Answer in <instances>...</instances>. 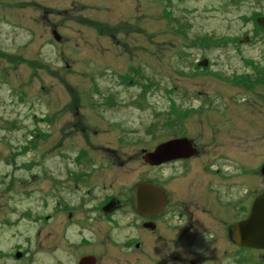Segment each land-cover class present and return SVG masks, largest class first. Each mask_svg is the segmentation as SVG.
I'll use <instances>...</instances> for the list:
<instances>
[{
	"label": "rangeland",
	"instance_id": "374dc122",
	"mask_svg": "<svg viewBox=\"0 0 264 264\" xmlns=\"http://www.w3.org/2000/svg\"><path fill=\"white\" fill-rule=\"evenodd\" d=\"M255 11L264 14V0H0V181L31 180L35 175L32 186L42 189L43 169L56 174L62 162L56 148L74 146V140L75 145H85L77 133L85 127L95 134L94 146L123 147L119 152L129 154L152 146L168 136L174 96L183 109L201 106L188 118L196 136H207L205 125L210 115L217 119L212 107L219 100H240L244 106L236 110L246 116L235 121L241 133L248 128L255 138L258 168L264 161V123L253 117L250 124V109L256 107L247 101L257 91L241 84L255 79L254 62L264 68V33L255 31L244 17ZM90 20L101 23L96 28ZM181 24L188 27L187 32L179 28ZM55 28L61 41L53 36ZM200 36L211 40L196 43ZM227 36L239 41L235 46L230 40L217 42ZM205 57L209 58L207 70L198 69L197 63ZM174 81L179 87L176 94L171 93ZM110 98L112 107L93 110L88 106ZM73 99L86 108L84 115L62 112L54 118L58 105ZM46 114L53 122L43 121ZM79 121L75 134L67 135L65 131L69 133ZM226 125L224 120L227 133ZM247 138H241L240 157L248 162ZM257 172L259 191L264 189V178ZM226 244L216 254L209 248L201 250L203 243L186 259L201 254L212 260L205 264H264V250L227 248ZM12 248L9 232L0 229V253ZM43 248L35 253L33 247L29 264H57L58 257ZM186 259L177 264H189ZM122 261V256L114 255L111 264H125ZM26 262L0 257V264Z\"/></svg>",
	"mask_w": 264,
	"mask_h": 264
},
{
	"label": "flooded vegetation",
	"instance_id": "af4514ba",
	"mask_svg": "<svg viewBox=\"0 0 264 264\" xmlns=\"http://www.w3.org/2000/svg\"><path fill=\"white\" fill-rule=\"evenodd\" d=\"M229 40L239 41L234 36ZM254 68L253 82L241 83L257 91L247 101L256 107L250 109V124H254L253 117L264 123V68ZM111 99L98 104L92 101L88 106L93 110L112 107ZM76 101L58 105L54 118L62 112L84 115L86 108ZM176 102L180 104L179 100L173 104L168 136L152 146L133 154L119 152L123 147L94 146L95 134L85 127L77 132L85 145H75L74 140V146L56 148L62 162L56 174L43 169L42 189L32 186L37 176L1 180L0 229L9 232L13 248L0 257L9 255L29 264L33 247L38 253L46 246L50 255L58 257L57 264H111L114 255L122 256L125 264H177L203 243L201 250L209 248L216 254L224 251L225 242L227 248L235 246L234 226L249 215L258 195L255 138L248 128L241 133L235 121H244L246 115L236 110L244 104L235 98L219 100L212 107L217 119L210 115L205 125L207 136H196L188 118L200 109L202 101L199 107L180 106L179 110ZM80 123L65 133L74 135ZM242 137L249 138L248 149L244 148L250 152L248 162L240 157ZM170 140L175 144L169 148L168 159L157 164L145 161L146 153ZM119 141L125 142L123 138ZM131 159L137 162H129ZM37 192L40 196H34ZM56 221L53 226L51 222ZM194 256L186 261H212L201 254Z\"/></svg>",
	"mask_w": 264,
	"mask_h": 264
},
{
	"label": "water",
	"instance_id": "95a60500",
	"mask_svg": "<svg viewBox=\"0 0 264 264\" xmlns=\"http://www.w3.org/2000/svg\"><path fill=\"white\" fill-rule=\"evenodd\" d=\"M264 26V18L258 20ZM175 143L166 142L161 144L160 148H167ZM171 151L159 150L157 152L148 153L145 160L153 164L160 163L162 157H168ZM160 157V158H159ZM264 174V166L262 168ZM235 240L244 247H252L264 249V192L259 194L255 200L250 216L239 222L234 228Z\"/></svg>",
	"mask_w": 264,
	"mask_h": 264
},
{
	"label": "trees",
	"instance_id": "16d2710c",
	"mask_svg": "<svg viewBox=\"0 0 264 264\" xmlns=\"http://www.w3.org/2000/svg\"><path fill=\"white\" fill-rule=\"evenodd\" d=\"M92 24H93V25H94L96 28H97V26H99V25H100L99 23H98L99 25H98L97 23H95V24H94V23H92Z\"/></svg>",
	"mask_w": 264,
	"mask_h": 264
}]
</instances>
